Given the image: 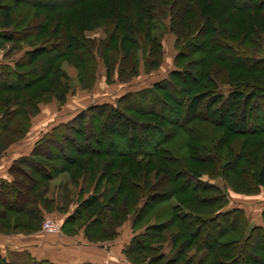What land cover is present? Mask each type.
I'll return each instance as SVG.
<instances>
[{"label":"trees","instance_id":"obj_1","mask_svg":"<svg viewBox=\"0 0 264 264\" xmlns=\"http://www.w3.org/2000/svg\"><path fill=\"white\" fill-rule=\"evenodd\" d=\"M40 1H43V4L39 3ZM85 1L87 0H63L61 2L54 0H13L12 4H9L6 0H0V47L2 42L6 40L10 39L13 41L12 30L16 23L14 14L19 7L28 8L29 12H26L25 15L26 18H31L34 9L50 13L57 9H70L76 4ZM193 1L195 2V0ZM196 1H198V5L195 4L194 7L188 9L189 12L192 11V14L196 16L188 21H185V16L181 12H173L170 5L167 10V7L155 1H153V4H149L151 5L150 7L147 6L142 11L141 9L136 11L142 17V21L147 22L145 29L141 27L142 25L138 21L130 22L129 19L123 18V23L126 26L125 36L134 47L136 46L135 49H129L126 57L128 62H132L131 64L128 63L130 66L128 64L126 66H128L133 75L137 74L141 63L146 68V71L158 68L159 57L157 53L161 45L152 37L148 38L150 36L149 29L151 30L155 22L158 23L164 20L166 16L169 17V30L175 36L177 53L174 64L176 69L169 72L167 79L154 83L150 88L119 97L114 105L109 103L92 105L79 112L74 118L57 124L39 140L35 141L28 155L14 160L8 170L12 180L10 182L0 180V193L4 195V198L8 197L9 200L11 196L15 195L17 202L12 198L9 205H7L8 209H6L8 213L17 212L25 218H19L20 220L11 218L10 214L5 213L6 211L2 212L3 210H0V219L2 217L5 220L0 224L1 228H11L13 230L23 227L33 228L31 222L38 224L46 215V210L42 203L47 204L48 207L56 203V199L44 198L43 195H22L21 190L18 188L20 183L15 175L22 174L27 176V172L24 170L26 167L31 171L37 172L40 178L44 180L50 181L54 179L55 173L60 174L59 168L50 167L43 162L44 160L67 162L68 164L76 165L80 171H84L86 165H84L82 159L76 163L72 162L69 156L57 153L48 144H57L56 146H58L62 141L73 144V141L75 142L74 139L79 143L92 139L91 141L95 146L91 145L89 152L83 151L85 146L83 148L77 147L76 152H78L80 157L89 153L94 156L106 155L113 158L114 156H117L116 158L121 156L132 160L133 164L126 166L122 170L124 171L122 178L125 182V189L132 193L130 198L134 199L146 192L141 200L142 202L134 206L132 216L138 212L143 213L144 206L151 199L160 196L154 190L162 178L161 175L152 183L146 170L141 173L140 171L137 172L134 167H143L144 159L140 157L147 156L156 159L160 156V161L165 164L163 166L165 175L162 179H167L174 183L177 191L182 195H186L192 201L191 206H186L185 202L177 200L174 195H171L167 203L169 210L173 214L174 222L184 229L192 241L191 244L196 245L200 242V244H203L204 238L213 234L216 239L210 244L204 245V243L203 246L201 245L203 249L206 246V249L213 252L222 247H229V252H223L220 255L230 257L229 253H234L233 259L231 258L228 262L221 264H246L244 252L255 239H257V244L259 245V247L257 245V251L264 250V248L262 249V246H264V210L262 212L263 225L250 226L243 210L237 208L226 210L228 204L227 195L213 184V181L220 179L225 188H229L235 193H240L229 182L230 174H233L234 176L242 177L246 182L249 181L251 183L249 186H253L258 192L260 188H264V166L256 171L247 170L246 167L243 168L241 166L242 162H245L243 152L240 154L233 150L230 151V154L228 152L229 156L227 157L228 154H226L225 158L224 153L227 151L223 155L216 153L214 151L216 145H213V141H210L212 143H210L209 149L211 154L200 156L199 160H206L205 162L211 172L201 174L195 169L186 168L184 165V162L189 159V154L192 152L198 154L199 150L197 148L192 149L187 144L189 146L186 148L188 150L187 156L186 153H183V155L178 153L181 148L174 154L170 150L172 148L165 150L161 147L162 144L167 142L164 140L165 134L161 132L163 131V125L168 122L176 123L175 119L170 120L171 115L166 116L165 114L166 108L169 113L172 112V109L167 107L168 104L161 96L163 91L171 92L169 97L177 103V113H179V109L181 110L182 125L185 126L186 122L193 118L205 120L214 127H221L231 136H243L251 132L254 133L251 120L254 114L253 107L256 109L257 106L256 103H253L255 100L256 102H259V100L264 101V80L259 77L264 72V22L256 23L255 19L259 20V18L253 17L248 13L253 10L264 11V0H244L240 5L236 3V0ZM147 2V0H142V3L146 4ZM199 6L201 7L200 10ZM167 12L169 13L168 15ZM242 14L248 15V17H242ZM141 32L146 34H141L144 41L141 40V36H137ZM116 37L110 34L102 46L104 47ZM91 42L92 39L75 34L63 40L64 46L61 43H53L51 41L49 45L41 43L36 47L32 46L28 50L21 52V55L11 59L10 62L0 63V93L22 92L36 84L40 79L38 77L46 78L51 75L54 70L58 69L55 66L57 58L66 54V51L84 52L87 56L83 61L91 62L93 64L92 71H94L99 50ZM194 46L198 47L196 53L191 52V48ZM103 47L101 48L103 49ZM137 50L141 52L139 60ZM199 54L203 56L195 59L198 71L193 74L186 66H183L190 65L188 64L189 62L183 63L188 57ZM99 57L104 61L102 55H99ZM124 59L121 55L116 69L117 76H120L125 69L124 64H121ZM5 60L3 59V61ZM214 62L221 64V68L216 66ZM25 68H28L27 72L26 70L24 71ZM211 69L215 72H220L219 78H216L209 71ZM255 72H258V75L252 76V73ZM44 73L45 75L43 76ZM60 73L66 78L64 72L60 71ZM186 77H193L194 82L189 84L188 80L186 81ZM22 79H27V81L19 85L18 81ZM256 79L260 81V86H257ZM177 81L184 86L179 91H176ZM221 87L228 88L226 96L220 92ZM58 90L62 97H60V100H63L64 95L67 93L66 81L58 85ZM133 99H149L151 101L148 104L150 119L142 121L129 115L133 110H136L135 107L140 106V104L134 103L131 106L125 105L127 101H132ZM158 102L161 105V111L156 110L155 104ZM36 107L35 104L32 109L34 110ZM3 116L0 115V118ZM28 116L30 117L29 114ZM28 121L26 122L29 124ZM28 124L26 125L24 120L19 121L16 125V130L23 133L26 131ZM178 124L180 123L178 122ZM125 130L131 132L129 137H126ZM8 131L9 127L7 125L2 126L0 124V132ZM138 132H141L143 136L135 145ZM145 134L150 138V141L147 140V137L145 138ZM81 135L85 137L84 139L82 137L79 141L77 137ZM102 135L105 137V144L99 139ZM162 136L163 138H159ZM118 141H125L127 148L125 150L119 149ZM217 146L223 147L222 144ZM111 147L114 151L110 150ZM258 157L259 153L255 152V158L258 159ZM62 168L64 169V167ZM145 177L147 178L145 179ZM137 179H140L143 184L139 183ZM118 194L117 192L114 199H117ZM90 197L92 199H89V197L82 198L71 212H67L61 223L62 231L67 225L74 223L79 213L86 214L85 218L91 220V222L95 218L94 221L96 223H94V226L96 227L100 222H106V213L100 202L96 200L99 195L92 194ZM205 204L216 205V209L211 214H204L198 209ZM54 208L56 209L57 206H54ZM126 214L128 215L129 213ZM141 220V218H136L131 222V227L135 231ZM113 228L110 226L108 231L107 229H101L99 232L112 237L111 239L113 240L118 236V232H114ZM159 228V225L149 224L143 231L129 239L121 251L128 263L134 264L129 257L140 255V251L142 253L145 251L154 252L157 258H165L160 246L161 241L157 239L158 235L152 233V231H156ZM93 234L94 232L88 234L86 229L85 231L83 230V236L88 242H92ZM175 234L176 232H173L172 236ZM190 250L191 247H186V245L182 244V247L176 251L172 263L170 261L169 264H175L182 258L187 262L189 258H195L198 255L195 250V255L187 256ZM205 259L208 264H212L211 260L213 261V259L211 256H206L202 261ZM216 260L217 258L214 259V264H217ZM256 260H258L256 255L255 257L252 256L250 263L257 264ZM201 263L203 262L200 261ZM0 264L11 263L0 257ZM33 264L53 263L49 261H34ZM81 264L93 263L84 262ZM259 264H264V262Z\"/></svg>","mask_w":264,"mask_h":264},{"label":"rangeland","instance_id":"obj_2","mask_svg":"<svg viewBox=\"0 0 264 264\" xmlns=\"http://www.w3.org/2000/svg\"><path fill=\"white\" fill-rule=\"evenodd\" d=\"M12 1L13 0H6L9 4H12ZM54 1L61 2L63 0ZM147 1L148 2L145 4L142 3V0H87L80 4H76L70 9H57L50 13L34 9L31 18H26L25 15L26 12H29L28 8H18L17 12L14 14L16 20L14 29L12 30L14 38L13 41L9 39L2 42L0 47V63L10 62L11 59L21 55V52L28 50L32 46L36 47L41 43L49 45L51 41L53 43H61V45L64 46L62 43L63 40L75 34L80 37L84 36L85 38L92 39L91 44H94V46L98 48V54L103 56L104 61L97 55V64H95L94 71H92L93 64L83 61L87 56L84 52H68L65 50L66 54L58 57L55 63L58 69L54 70L51 75L46 78L38 77L40 79L36 84L22 92L0 93V115H4L0 118V124L9 127L8 132H0V158L5 151H8L10 148L14 149L25 141L31 131H35L34 136L35 141H37L57 124L74 118L79 112L92 105L105 103L114 105L116 100L121 96L150 88L154 83L167 79L169 72L176 69L174 59L177 53L175 36L169 30V17L166 16L164 20L158 23L155 22L151 30L148 28L150 31V36H148V38L152 37L161 45L157 53L159 57L158 68L146 71V68L143 67L141 63L135 75H133L128 66H126V64L130 63L126 59L129 49H135L136 46L134 47L125 36L126 26L123 23V18L129 19L130 22L138 21L142 25L141 27L145 29L144 27H146L147 22L142 21V17H140L138 12L137 17L136 11L140 9L142 11L143 8L147 6L150 7L151 5L149 4H153V1H155L167 7V10L170 5L173 12H181L185 16V21H188L190 18L194 19L196 16L192 14V11L189 12L188 9L194 7L198 1ZM242 1L244 0H236V3L240 5ZM39 3L43 4V1ZM200 9L201 7L199 6V10ZM248 13L253 17L259 18V20L255 19L256 23L264 22V11L253 10ZM168 14L167 12V15ZM243 16L248 17V15L242 14V17ZM110 34H112V36H117L116 39L108 42V44L103 47L102 45ZM141 34L146 35L144 32H141L137 34V36H141ZM143 39L142 37L141 40L144 41ZM101 47H103V49ZM196 51H198V47L196 48V46H194L191 48V52L196 53ZM140 53L141 52L137 50L138 60L141 56ZM121 55L125 58L121 62L122 65L124 64L125 69L120 76H117L116 69ZM202 56L203 55L199 54L188 57L183 64L189 62L188 64L190 65L183 66H186L190 72L195 74L198 71L195 59L198 57L202 58ZM3 59L6 60L3 61ZM214 63L221 68V64ZM130 64L128 65L130 66ZM25 70L27 72L28 68H25L24 71ZM60 71L66 74V78ZM209 71L214 74L216 78H219L220 72H215L212 69ZM252 74V76L258 75V72ZM44 75L45 73L43 76ZM259 77L264 80V72ZM26 81L27 79H22L18 81V84L22 85ZM63 81H66L67 93L64 95L63 100H60L61 96L58 85L60 83L63 84ZM186 81L189 84L194 82L193 77H186ZM256 84L260 86V81L257 79ZM183 87V84L178 83V81L176 82V91H179V89ZM220 92L226 96L228 94V88L221 87ZM161 94L168 104L167 107L172 109V112L169 113L166 108V116L171 115L170 120H176V123L168 122L166 125H163V131L161 132L165 134V142L167 141L169 143L166 144V142L162 144L161 147L165 150L172 148L170 150H172L174 154L181 148L178 152L181 155H183V153H188L186 148L189 146L192 147V149L197 148L199 150L198 154L195 152H192L189 156L187 154L189 159L187 162H184L186 168L195 169L201 174L211 172L209 166L205 162L206 160H199L200 156L203 157L211 154L209 152L210 141H213V145H216L214 147L216 153L218 152L223 155V153L227 151L224 153L225 158L228 152L230 154V151L235 150L240 154L243 152L245 162H242L241 166L243 168L246 167L247 170L252 169L256 171L264 166V101L259 100V102H256L255 100L253 103H256L257 106L256 109L253 107L254 114L251 120L254 133L251 132L252 134L250 133L243 136H231L221 127H214L210 122L205 120L193 118L188 120L185 126L182 125L183 122L180 116L181 110L179 109V113H177L178 105L169 97L171 92L163 91ZM149 102H151L149 99H133L132 101H127L125 105L131 106L133 103L137 105L140 104V106L135 107L136 110H133L129 115L139 120L147 121L150 119ZM35 104L37 107L33 110L32 108ZM155 107L157 111L162 110L159 102L155 104ZM22 120H24L26 125L28 124L26 121L29 120V124L26 131L20 133V131L16 130V125ZM178 122L180 124H178ZM178 125H180V127H178ZM125 132L126 137L131 135L129 130H125ZM136 136L138 138L135 140V145H137V141L143 134L138 132ZM82 137L83 135L77 138H79L78 140L80 141ZM84 137L82 139H84ZM146 137L147 140L150 141L147 134H145V138ZM104 138L105 137L102 135L99 139L105 144L106 141H104ZM159 138H163V136ZM74 140L75 142L73 141V144L62 141L60 142L61 145L58 144V146H56L57 144H48V146L54 148V150L61 155L69 156L72 162L76 163L78 160L82 159L84 165H86L85 170L80 171L76 165L68 164L67 162L64 163L63 161L55 162L44 160L43 162L50 167H58L60 172V174L55 173L54 179L47 181L40 178L37 172L31 171L29 168L25 167L24 170L27 172V176L22 174L15 175L20 183L18 188L21 190V194L31 196L43 195L44 198L56 199L55 201L57 204L55 203L48 207L47 204L45 205L41 202L46 210V215L38 224L31 222L33 228L23 227L13 230L11 228L5 229L0 227V235H17L21 237L22 241L34 239L36 243H41L46 238L60 236L61 234L73 238H81L82 236V239L86 240L83 236V230L85 231L86 229L88 234L94 232L92 242H87L96 250L114 245L117 247L122 246L123 248L132 236L143 231L149 224H156L159 225L160 228L156 231H152V233L158 235L157 239L161 241L160 246L162 248V253L165 254V258H157L154 252L145 251L142 253V251H140V255H132L129 257L134 264H169L170 261V263H172L176 251L182 247V244L186 245V247H191L187 256L191 257V254L195 255V250L198 255L195 258H189L187 262L182 258L175 264H200V261L203 262L201 264H208L206 259L202 261L206 256L212 257V264H214V259L216 258L217 264L226 263L229 259H233L234 253H229L230 257L220 255L223 252H229V247H222L213 252L206 249V246H204V249L202 248L204 243V245H207L216 239L213 234L205 237L203 244H200V242L194 245L193 243L191 244L192 241L189 239L184 229L179 227L180 225L178 223L174 222L173 214L169 210L167 204L171 195H174L175 199L185 202L186 206H191L192 201L187 198L186 195L179 193L174 183H171L167 179H162L165 175L163 172V166L165 164L160 161V156L156 159L147 156L140 157L144 159L143 167H138L139 169L134 167L137 172L140 171L142 173L146 170V173H149H147L148 178L152 183L161 175L162 178L160 177L161 179L159 180L158 186L154 190L159 193L160 196L151 199L147 205L144 206L143 213L138 212L132 216L134 206L142 202L141 200L144 194H146V192H144V194L134 199L130 198L132 193H129L130 191L125 189V182L122 178L124 171L122 170L126 166L133 164L132 160L121 156H118V158L114 156L113 158L107 157L106 155L94 156L89 153L80 157L78 152H76L77 147L83 148L85 146L83 148L84 150L81 149L84 152H89L91 145H94V143L91 141L92 139L89 141L84 140L81 143L76 139ZM218 140L221 141L218 142ZM118 142L119 149L125 150L127 148L125 141ZM220 144L223 145L222 148L217 146H220ZM110 150L114 151L112 147ZM255 152L259 153L258 159L255 158ZM62 167H64V169ZM130 178H132V176H130ZM146 178L147 177H145V179ZM137 181L143 184L140 179H137ZM229 182L240 193H235L229 188H225L220 179L213 181V184L227 195L228 204L226 210L232 208L241 209L250 226H262L264 188H260L259 191L256 192L253 186H249V184L251 185L249 181L246 182L242 177H237L233 174H230ZM117 192L119 193L118 197L114 199ZM92 194L99 195L96 200L100 202L106 213L107 223L100 222L96 227L94 226V223H96L94 221L95 218L91 222V220L85 218L86 214L83 215V213H79L74 223L72 225H67L64 231H62L61 223L67 212H71L72 209L80 203L82 198L89 197V199H92V197H90ZM0 196V210L8 213L7 205H9L12 198L17 202V197L13 195L9 200L8 197L4 198V195L1 193ZM41 201L43 200L41 199ZM54 206H57V208L55 209ZM215 209L216 205L205 204L201 205L198 210L204 214H211ZM126 213L129 214L127 215ZM8 214H10L11 218H16L18 220H20L19 218H25L20 213L13 211ZM136 218H141L142 220L141 223L136 226L135 231V229L131 227V222ZM45 220H51L54 224H58L59 230L54 233H46L43 231L42 225ZM4 221L5 220L1 217L0 224ZM108 225L114 227V232H118V236L113 240L111 239L112 237H108L106 234H101L99 232L101 229H107L108 231L110 227H108ZM172 231L176 232V236L174 235L175 237L172 236ZM176 240L178 242L177 244ZM257 245V239H255L244 252L246 264H251V257H255V255L256 259H258L256 260V262H258L257 264L264 262V252H262L264 250L257 251ZM263 248L264 246H262V249ZM14 264H33V261L26 252H22L17 254V259Z\"/></svg>","mask_w":264,"mask_h":264},{"label":"crops","instance_id":"obj_3","mask_svg":"<svg viewBox=\"0 0 264 264\" xmlns=\"http://www.w3.org/2000/svg\"><path fill=\"white\" fill-rule=\"evenodd\" d=\"M35 131L18 147L5 151L0 158V180L10 182L12 180L8 170L14 160L26 156L32 150L35 143ZM81 238L60 236L46 238L41 243L34 239L22 241L20 236L0 235V257L14 264L17 254L26 252L34 261H49L53 264H81L90 262L93 264H128L122 255V246H109L107 248L93 249L86 240ZM38 242V241H37ZM121 248V249H120Z\"/></svg>","mask_w":264,"mask_h":264},{"label":"built area","instance_id":"obj_4","mask_svg":"<svg viewBox=\"0 0 264 264\" xmlns=\"http://www.w3.org/2000/svg\"><path fill=\"white\" fill-rule=\"evenodd\" d=\"M42 230L45 231L46 233H54L59 230V225L54 224L53 221L51 220H45L42 225Z\"/></svg>","mask_w":264,"mask_h":264}]
</instances>
